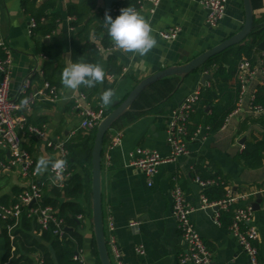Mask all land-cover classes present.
Wrapping results in <instances>:
<instances>
[{
  "label": "crops",
  "instance_id": "0c3cea01",
  "mask_svg": "<svg viewBox=\"0 0 264 264\" xmlns=\"http://www.w3.org/2000/svg\"><path fill=\"white\" fill-rule=\"evenodd\" d=\"M52 1L55 7L49 12L54 10L61 14L57 28L51 34L38 31L31 34L29 24L34 15L25 10V0H0V38L12 52L9 96L18 97L19 100L31 95L34 97L28 124L44 132L43 137L28 131L21 132L23 145L30 151L37 166L41 158L49 161L61 159L59 152L47 145L49 140H62L67 147L81 142V137L87 134L80 129L81 110L87 105L104 106L101 100L104 91L113 92L112 103L114 100H123L134 85L143 79L194 59L238 32L245 20L243 0H229L226 16L215 28L207 24L208 10L199 0H159L157 5L146 2L140 14L152 28L158 46L147 55L139 56L115 47L107 28L99 31L105 25L106 13L114 19L118 16L114 12L117 0L112 4L111 14L107 0ZM251 2L255 23L264 25V0ZM134 4L135 0H130V5ZM40 8L38 4L37 9ZM78 14H83V18H79ZM69 16H75L76 21L71 23ZM173 27L180 28L176 39L161 37L162 32ZM90 41L105 49L97 56L96 63L104 70L103 81L91 88L81 86L76 91L69 90L62 83V73L71 64L82 62L83 59H74L75 49ZM238 48L239 45L231 49L236 51ZM47 50L52 52L53 58L45 54ZM249 58L253 75L237 109L214 133L208 132L205 124L207 116L204 117L198 134L189 143L188 153L175 161L161 164L152 186L148 185L141 171L128 165L130 153L138 147H148L158 150L165 157L169 156L171 147L167 137L171 110L179 107L196 90H216V73L220 66L213 59L210 60L209 73H212L213 79L205 82L204 71H195L155 83L112 127L104 142L102 201L107 241V225L111 220L124 264H180L178 258L185 250V243L172 215L171 193L175 180L195 207L192 218L198 232L213 251L214 264H252L229 230L231 223L228 217L222 225H218L214 208H200L203 191L195 178L214 172H220L236 194H262L261 208L254 211L252 224L260 232L257 242L259 264H264V165L250 169L237 159L247 142L264 137V109L258 111L253 104L256 95L264 89V50L259 46L258 49L253 47ZM223 67L230 68L227 62ZM34 70L36 74L31 78L28 91L20 94L23 81ZM1 78L0 72V81ZM235 84L234 76L229 81V90L233 91ZM50 88L55 89V97L50 94ZM218 101L219 98L215 99V103ZM207 110L208 115H211L212 111ZM118 132L124 135L123 144L110 149L111 140ZM243 139L244 144L241 142ZM10 159V153L0 148V201L6 204L16 202L21 191L30 184V180L22 175V166H12ZM50 167L39 170L40 178L48 174ZM70 172L82 173L85 178V193L80 199L85 214L82 219L77 217L78 230L84 238L81 256L85 264H99L92 220V167L78 165ZM256 200V195L249 198L251 204ZM19 225L13 230L15 239L12 242L5 221L0 219V264L4 262L10 242L14 250L15 244L20 243V236L16 233ZM43 234L40 228L31 229V236L35 240L42 241ZM110 257L116 264L111 251ZM32 258L34 264H41V253H34Z\"/></svg>",
  "mask_w": 264,
  "mask_h": 264
},
{
  "label": "built area",
  "instance_id": "2783aa9c",
  "mask_svg": "<svg viewBox=\"0 0 264 264\" xmlns=\"http://www.w3.org/2000/svg\"><path fill=\"white\" fill-rule=\"evenodd\" d=\"M203 6L208 10L207 24L213 28L217 27L225 18L227 11V4L229 0H199ZM146 2H151L157 5L159 0H135L134 5H130V0H117L114 7V12L121 14L125 8H134L140 13ZM71 23L76 21L75 16H69ZM39 26V21L31 17L29 24V33L33 34ZM180 32L179 27L170 28L162 32L160 35L164 39H176ZM0 46L5 52V57L0 59V72L2 78L0 81V148L9 152L11 155L10 163L12 166L21 165L22 175L30 180V184L24 188L16 198V202L6 204L0 201V219L8 222L7 233L10 240L13 242L15 236L13 230L18 225L20 219L24 214L29 218H35L43 229L53 228V234L62 237L64 234L65 220L60 215L59 210L46 205L44 200V190L40 184L39 170L35 167V160L30 151L24 147L21 132H25L26 128L30 133L37 134L41 137L44 132L36 127L28 124L29 117L33 112L34 97L19 100V98H11L9 96V86L11 82L10 65L12 62L11 49L0 38ZM98 50L104 52L105 49L98 45ZM110 50V49H107ZM36 74L35 70L31 71L29 76L23 81L20 94L28 91L31 83V78ZM253 75L251 61L244 57L238 67L237 79L241 83V97L247 92L248 82ZM50 94L56 96L54 88H50ZM201 90H196L189 94L181 103L179 107L171 110L168 117V143L171 151L169 156L161 155L158 150L148 147H138L134 152L130 153V160L128 165L141 171L148 180V185L152 186L154 177L158 172L161 164L175 161L178 157L185 155L189 151V143L195 138L199 130L193 135L190 134V123L193 115L197 111V105L200 100ZM109 105L93 106L87 105L81 110L82 120L80 129L88 132L100 124L106 117ZM256 110L262 111L260 107H255ZM123 133L118 132L111 140L110 149L120 147L123 144ZM47 145L60 154V161H63V167L56 169L50 167L47 174L46 184L48 186H56L63 189L66 182L71 177L69 165L66 158L69 156V149L66 142L62 140H49ZM109 157V156H108ZM202 190L215 180H202L199 176L195 178ZM224 183V182H223ZM44 185V184H43ZM226 196L217 202H209L208 198L202 194V205L200 208H214L215 221L218 225H222L220 220L221 211H225L231 215V224L229 230L238 240L244 251L249 256L252 264H259V246L257 244L260 238V232L257 227L252 224L254 210L249 198L256 195L257 192H247L243 194H236L229 185L226 186ZM172 199V215L174 216L177 229L185 243V250L179 254L180 264H214V254L209 245L205 242L201 234L198 232L192 215L195 211L188 201L185 190L175 180V185L171 193ZM79 219L83 215L78 216ZM108 229V246L111 253L114 255L116 264H124L121 260V251L115 237V226L110 220L107 225ZM141 251V250H139ZM14 247H12V253ZM80 250L75 259L82 264L84 260L81 256ZM3 264H13L9 258Z\"/></svg>",
  "mask_w": 264,
  "mask_h": 264
},
{
  "label": "trees",
  "instance_id": "16d2710c",
  "mask_svg": "<svg viewBox=\"0 0 264 264\" xmlns=\"http://www.w3.org/2000/svg\"><path fill=\"white\" fill-rule=\"evenodd\" d=\"M38 4L41 6L40 9H37ZM54 7V2L52 0H25V10L34 15L33 17L39 21V26L35 33L38 31V33L51 34L55 31L61 20V14L54 10L49 12V10H52ZM119 15L120 14H118V16ZM79 18H83V14H80ZM104 30H106V26L102 25V28L99 31ZM263 41L264 27L260 33L253 37V41L250 42L251 45L240 46L236 51L230 49L212 58L220 66L216 73L217 89H205L204 91H201L200 100L197 105V113L193 115L192 122L190 123L191 135L200 129L204 122L203 118L206 116L207 120L205 124L208 132H217L224 125L226 118L237 109L241 97V83L237 79L239 64L246 56V58L250 60L249 57L252 48L256 47V49H258L259 44ZM99 53L103 52L98 50V46L95 42H85L82 47H77L75 49L74 59H83L82 62L84 63L97 65V56ZM45 54L49 58H53L52 52L47 50L45 51ZM242 54H246V56H242ZM4 57L5 52L0 46V59H3ZM226 62L230 66L229 69L223 67V64ZM234 76L236 77V84L235 89L232 91L229 90V81L232 80ZM263 90H261L253 100L254 106L262 109H264ZM217 98H219V101L215 103V99ZM112 109V104H110L107 114ZM207 109L212 111L211 115H208L209 111ZM96 129L97 127L88 131L84 137L79 135L81 137V142L68 146L69 156L66 160L69 165V170H73L78 165L84 164H87L90 168L92 167V150ZM26 131L29 132L28 127L26 128ZM110 131L107 132L105 139ZM237 159L250 169L262 167L264 165V137L262 139H255L247 142L245 148L239 154ZM35 167L38 168L36 163ZM198 176L205 181L215 180L214 184L208 185L202 190L209 202L220 201L226 196V186L229 185V183L223 176H221L220 172H214L205 177L201 175ZM46 179L47 174L40 178V184H42L41 186L44 190V202L46 205H51L58 209L60 215L64 218L65 228L63 236L59 237L54 235L53 228L48 230L43 229L35 218H29L24 214L19 221L20 228L18 227L16 230L17 235L20 236V243L15 244L16 249L12 253V244L10 242L3 263L11 258L13 264H34L32 255L39 252L41 253V264H82L79 260L75 259V256L80 250H82L84 245L83 235L78 230L79 225L77 217L80 214H85V209L80 204V199L85 193V178L82 173L75 172L74 174H71V177L66 182L63 189L56 186H48V183L46 184ZM226 217H228L231 223V215L225 211H221V222H223ZM8 222H5L6 226ZM33 227L40 228L43 231L44 234L42 241H39L38 239L35 240L31 236V229ZM97 255L99 257L98 252ZM99 264H102L100 258Z\"/></svg>",
  "mask_w": 264,
  "mask_h": 264
},
{
  "label": "water",
  "instance_id": "95a60500",
  "mask_svg": "<svg viewBox=\"0 0 264 264\" xmlns=\"http://www.w3.org/2000/svg\"><path fill=\"white\" fill-rule=\"evenodd\" d=\"M115 1L116 0H107L109 14L112 13V4ZM243 6L245 20L243 22V26L238 32L183 65L165 68L143 79L134 85V87L127 93L123 100L113 101V109L98 125L92 150V220L99 258L102 264H113L110 257V250L108 247L105 231V219L102 201L103 150L104 139L107 132L110 131L113 125L131 109L141 94L155 83L171 76L182 77L195 71H204V82L205 80L213 79L212 73H209L210 60L213 57L231 49L232 47L238 45L244 46L247 43L252 42L253 37L260 33L264 27V25L261 23H255V13L251 0H243ZM259 48L264 50V41L259 45ZM241 142L244 144L245 139H243ZM261 196V193L256 194L257 200L254 204H252L254 211L260 210L261 208Z\"/></svg>",
  "mask_w": 264,
  "mask_h": 264
},
{
  "label": "clouds",
  "instance_id": "9594fccd",
  "mask_svg": "<svg viewBox=\"0 0 264 264\" xmlns=\"http://www.w3.org/2000/svg\"><path fill=\"white\" fill-rule=\"evenodd\" d=\"M104 23L115 47L125 53L144 56L158 46L149 23L134 8L123 9L115 19L106 13ZM103 78L104 70L101 66L84 62L71 64L62 73L64 87L72 91L78 90L81 86L94 87L101 83ZM113 97V92L108 90L102 93L101 100L105 105H109ZM63 164V161H49L41 158L38 161V170H47L49 165L59 169L63 167Z\"/></svg>",
  "mask_w": 264,
  "mask_h": 264
}]
</instances>
